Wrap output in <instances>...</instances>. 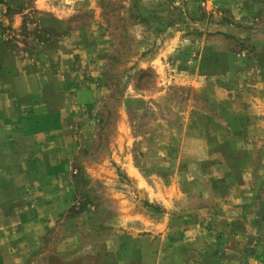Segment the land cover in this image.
Segmentation results:
<instances>
[{
	"label": "rangeland",
	"instance_id": "374dc122",
	"mask_svg": "<svg viewBox=\"0 0 264 264\" xmlns=\"http://www.w3.org/2000/svg\"><path fill=\"white\" fill-rule=\"evenodd\" d=\"M43 1L0 0V46L52 62L68 104L52 151L66 170L54 224L1 231L0 264H151L123 211L162 217L174 185L227 197L246 153L264 146V130L236 129L263 117L244 95L264 82V0ZM4 12L21 14L19 29ZM220 155L221 179L206 172ZM172 191L176 213L205 203Z\"/></svg>",
	"mask_w": 264,
	"mask_h": 264
},
{
	"label": "crops",
	"instance_id": "0c3cea01",
	"mask_svg": "<svg viewBox=\"0 0 264 264\" xmlns=\"http://www.w3.org/2000/svg\"><path fill=\"white\" fill-rule=\"evenodd\" d=\"M36 2L45 7L43 0ZM4 15V26L11 21L12 28H20L21 14H13L10 20ZM49 62L45 53L21 58L0 46V232L10 228L26 235L24 226L37 232L38 227L54 224V195L66 167L57 162H62V155L55 159L52 148L62 142L58 137L68 104L67 94L52 89L53 64ZM60 64L55 69L59 67L62 75ZM263 85L262 81L255 84L244 95L250 98L246 113L253 111L263 117L258 125L236 124L237 130H264ZM255 154L254 158L246 153L241 160L239 182L227 189V197L218 196L208 185L187 191L174 185L162 193L161 206L166 211L162 217L133 216L134 209L129 207L128 212L123 211V219L137 231L130 234L139 237V230L146 234L139 237L141 255H149L151 264H264V146ZM221 157L206 170L220 179L231 173ZM171 190L174 199L196 194L203 195L205 203L176 213L171 198L165 200ZM34 232L31 235L38 234ZM146 238L147 245L143 244Z\"/></svg>",
	"mask_w": 264,
	"mask_h": 264
}]
</instances>
